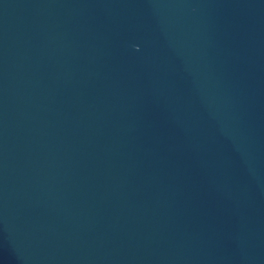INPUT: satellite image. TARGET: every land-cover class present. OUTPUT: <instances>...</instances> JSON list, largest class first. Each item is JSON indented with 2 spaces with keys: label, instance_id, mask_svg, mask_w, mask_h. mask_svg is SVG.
<instances>
[{
  "label": "water",
  "instance_id": "95a60500",
  "mask_svg": "<svg viewBox=\"0 0 264 264\" xmlns=\"http://www.w3.org/2000/svg\"><path fill=\"white\" fill-rule=\"evenodd\" d=\"M0 264H264V0H0Z\"/></svg>",
  "mask_w": 264,
  "mask_h": 264
}]
</instances>
